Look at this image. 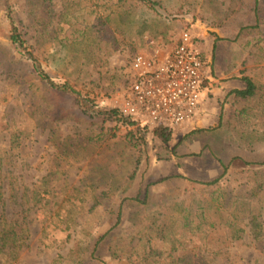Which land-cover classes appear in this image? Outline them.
Masks as SVG:
<instances>
[{
  "label": "rangeland",
  "instance_id": "rangeland-1",
  "mask_svg": "<svg viewBox=\"0 0 264 264\" xmlns=\"http://www.w3.org/2000/svg\"><path fill=\"white\" fill-rule=\"evenodd\" d=\"M23 1L11 16L0 9V129L5 118L12 121L9 135L0 131V152L6 153L0 174L7 188L0 217L26 219L30 234L15 264H51L48 253L61 256L54 264H180L188 253L203 255L210 264H264V251L249 233L231 241L223 224L198 229L196 211L192 222L176 223L167 237L160 235L171 226L180 202L195 210L198 200L208 196L209 190L198 182L218 177L223 164L230 167L223 186L237 194L229 208L232 222L249 215L248 190L238 179L255 161H264V114L256 102L250 103L249 140L242 139L228 120L234 110L232 90L244 85L243 78L264 82V0L258 5L256 0H166L171 10L164 12L165 22L158 31L144 34L136 32V8H125L122 16H113L115 24L101 29L95 16H80L90 0H53L54 18L43 37L31 33ZM92 1L111 11L114 0ZM85 18L99 26L88 35ZM20 20L35 46L33 57L27 50L6 46L4 38ZM258 20L259 31L239 34L241 27ZM184 30L192 32L194 46L207 51L213 79L192 126L173 131L165 141L155 131L136 128L109 111L119 108L131 58L172 44ZM66 43L72 45L65 47ZM67 50L69 66L60 55ZM87 100L90 109L85 107ZM67 111L72 119L59 120ZM12 135L18 141L10 147ZM56 154L64 158L61 167ZM95 173L99 181L88 177ZM45 176L51 177L59 206L67 207L76 219L70 231H48L46 221L30 208L31 189ZM146 192L144 204L128 199H144ZM120 208V223L93 256L95 242L116 224L112 209ZM172 245L176 249L165 255L163 248ZM139 252L146 256L141 258Z\"/></svg>",
  "mask_w": 264,
  "mask_h": 264
},
{
  "label": "trees",
  "instance_id": "trees-1",
  "mask_svg": "<svg viewBox=\"0 0 264 264\" xmlns=\"http://www.w3.org/2000/svg\"><path fill=\"white\" fill-rule=\"evenodd\" d=\"M94 2L90 0L88 4L83 5V11L80 13L81 18H84L85 12L90 16L93 15L97 20H100L102 23L100 27L89 20V18H85L83 20V24L85 25V34H89L96 27L103 28V25H113L116 20L113 16L117 14L122 16L125 8H136L140 12V20L136 25L137 34H144L147 30L158 31L160 25L165 22L164 12L167 10H171L167 6L166 0H114L110 6L111 11H108L107 7L93 4ZM20 4V0H0V9L5 12L8 16L13 13L16 14L17 6ZM25 10L27 11V15L30 21L29 29L31 33L37 32L38 35L43 37V35L49 34V27L54 18V9H53V0H24ZM256 4L258 5V0H256ZM115 6V7H114ZM114 7V8H113ZM178 11L180 14L184 12V8L182 4H180ZM102 8L101 10H99ZM89 9L90 11H87ZM165 17H164V16ZM26 26L22 25V21L20 20V26L13 25L11 34L4 38L6 42V46L10 50L29 51V55L33 57L35 46L29 42V38H27V31H25ZM260 29V20L256 25L243 26L240 28L241 33H246L248 31H259ZM100 31V29H98ZM34 36V35H33ZM35 37V36H34ZM40 37V38H41ZM93 39L88 40V43L91 45ZM79 42H74L72 44H78ZM72 44H65V47H70ZM82 44V43H81ZM87 44L84 42L83 45ZM63 52V51H62ZM60 55H64L61 59H67L68 50L64 51ZM71 55V54H70ZM66 61V60H65ZM72 61L68 60L67 66ZM244 85L241 88H237L232 90V105L234 110L228 120V124L233 128V130H238L242 139L249 140V133L247 129L248 122L252 119L250 116V108L249 105L251 102H256L260 108V111L264 114V82L259 78H254L252 76H245L243 78ZM87 109H90L88 106V100L84 103ZM112 114L118 115L125 122L130 125H134V122L123 117L119 109H112L109 111ZM62 117H59V120L64 119H72V116L69 111L64 112ZM1 123L0 131L2 133H10L12 121L10 119L5 118ZM242 125V126H240ZM156 135L160 138H163L165 141H169L172 132L166 129H154ZM17 135H12V140L10 141V147H12L18 141ZM4 155L0 152V169L5 165ZM55 161L57 165L61 167L62 161L64 158L60 154L55 155ZM254 162V161H253ZM250 162L249 164H252ZM252 167L246 168L241 171L243 174L241 178L238 180H243L245 188L248 190V199L250 200L249 206V215L246 220L234 223L232 222L229 214V208L231 206L232 199L235 197L236 192L228 190L223 186L222 178L228 175L229 166L223 164L222 173L210 181L198 182V184L205 187L208 191V196L198 200V207L194 210L193 206L187 204L185 202H180V211L171 217V226L164 232H161L160 235L162 238L167 237V233L170 232L176 223L180 222V226H183L189 222H192L193 212L196 211V216L199 221L198 229H201L203 226L208 225L209 227H215L218 224H223L227 228V239L231 241H239L243 239V236L246 233L250 234V238L253 241V244L264 251V167L263 168H254L255 166H264V161L259 162L255 161ZM88 177H92L94 181H99L96 173L94 175H88ZM182 178V176H180ZM5 176L0 174V201L3 198L5 191ZM51 177L45 176L40 183L35 185L31 189L30 199L28 200L29 204H31V209H36V215L40 217L41 220L47 223V230L53 231H70L73 228L72 222L76 219H73L72 216H69L71 211L64 206H59L60 203L56 199V195L50 188ZM9 189V188H8ZM95 192V191H93ZM148 192V187H147ZM146 192V196L144 199H141L140 196H136L133 198H128L131 201L139 202L141 204L146 203V199L148 197V193ZM94 197L99 198V194L95 192ZM27 201V200H25ZM96 202V200H95ZM22 205V203H20ZM30 209V210H31ZM109 211V210H107ZM112 212L116 214V224L107 230L104 235L98 239L93 248V256H95V252L99 249L103 240L110 232L115 228V226L120 223L122 216V208L118 211L112 209ZM199 231V230H198ZM198 235V234H196ZM182 234L180 232V245H182ZM68 237L70 235L68 234ZM28 238H30L29 234V226L26 222V219L22 220V222L10 221L6 215H2L0 217V261L3 264H15L18 262L22 251L25 249V246L28 242ZM146 238V237H145ZM44 246V245H43ZM177 246H170L169 249L163 248V253L165 255H169L176 249ZM44 248H49V244H46ZM43 251H47L43 249ZM141 258L146 256V253L139 252ZM48 258L51 259V264L55 263V260L60 258H53L51 253L47 254ZM204 256L199 254L188 253L180 258V264H210L203 260ZM54 261V262H53ZM257 264L258 262L255 261ZM44 264V263H42ZM102 264H107L105 261H102ZM248 264V262L246 263ZM250 264V263H249Z\"/></svg>",
  "mask_w": 264,
  "mask_h": 264
},
{
  "label": "built area",
  "instance_id": "built-area-1",
  "mask_svg": "<svg viewBox=\"0 0 264 264\" xmlns=\"http://www.w3.org/2000/svg\"><path fill=\"white\" fill-rule=\"evenodd\" d=\"M184 30L172 44L134 55L127 70L120 114L136 128H189L203 108L212 83L204 52Z\"/></svg>",
  "mask_w": 264,
  "mask_h": 264
},
{
  "label": "crops",
  "instance_id": "crops-1",
  "mask_svg": "<svg viewBox=\"0 0 264 264\" xmlns=\"http://www.w3.org/2000/svg\"><path fill=\"white\" fill-rule=\"evenodd\" d=\"M202 50H204V52H205L204 56H206V55L208 56L207 51H205L204 48H203ZM193 123H194V122H193ZM191 126H192V125H191ZM191 126H190V127H191ZM174 132H177V131H174Z\"/></svg>",
  "mask_w": 264,
  "mask_h": 264
}]
</instances>
